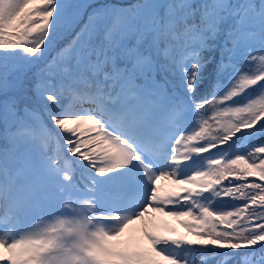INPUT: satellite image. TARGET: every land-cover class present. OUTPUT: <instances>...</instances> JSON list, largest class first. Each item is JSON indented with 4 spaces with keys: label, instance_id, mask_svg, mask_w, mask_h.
Returning <instances> with one entry per match:
<instances>
[{
    "label": "snow or ice",
    "instance_id": "1",
    "mask_svg": "<svg viewBox=\"0 0 264 264\" xmlns=\"http://www.w3.org/2000/svg\"><path fill=\"white\" fill-rule=\"evenodd\" d=\"M0 13V224L42 211L67 190L57 187L67 167L95 162L65 117L113 131L116 121L145 146L163 143L199 115L198 102L264 71V0H0ZM261 102L264 76L232 96L243 107ZM261 111L228 141L254 160L264 158ZM245 175L256 186L237 198L249 205L248 227L226 239L187 237L205 250L199 264H264V175ZM23 242L0 229V264H17Z\"/></svg>",
    "mask_w": 264,
    "mask_h": 264
},
{
    "label": "rangeland",
    "instance_id": "2",
    "mask_svg": "<svg viewBox=\"0 0 264 264\" xmlns=\"http://www.w3.org/2000/svg\"><path fill=\"white\" fill-rule=\"evenodd\" d=\"M31 15L30 12V18ZM85 120L95 123L97 127L101 123L90 118ZM98 129L104 137L98 139L104 147L108 148L100 154V157L104 159L101 168L107 171L103 175L99 171L96 172L92 178L95 184L107 190H127L135 183L150 190L155 195L154 198L159 200L158 203L147 206L139 204L133 210L131 209L129 217L125 215V209L120 204L114 205V201L101 197L97 192L87 190L82 196L84 201H80L70 192L69 187L64 185L67 190L61 189L63 195H59L58 200L53 198L42 211L27 217L13 215L10 221L0 224V229L7 232L12 239L24 241L18 245L17 264L57 263L51 251L58 250L60 243V246H71L70 243L77 236L73 228L72 237L67 241V234L63 231L64 223L74 215L83 217L85 226L81 234L93 247L103 249L112 246L113 242H117L116 237H120V224L124 223L126 226L123 227V231L128 229L131 234L130 247L137 249L140 247L136 241V229L139 226L153 228L156 231H160L163 227L171 229L174 226L173 221L165 219L170 218L173 213L163 204V196L170 197L168 192L175 184L177 190L185 189L188 195L200 193L206 188L205 184L208 182L206 173L220 158V154L209 155L206 152L211 146L214 147L213 137L209 134L200 132L192 138H184L181 131L172 138L169 133V137L164 139L167 141L164 147V142L159 141L148 144L158 149L156 152L159 154H154V157L160 161L156 171L160 175L159 180L167 179L161 183L160 188L156 189L153 187L154 182L146 175L151 170L143 160L146 158L154 162L148 158L146 152L152 155L155 151L139 149L137 153L133 146V137H127L125 133L116 129L113 131L112 128L98 127ZM130 154L134 155L130 158ZM126 160L129 163L124 165L123 162ZM192 161L196 162L193 165V173L189 170ZM113 165L120 167L114 168ZM182 171H186L187 176L180 177ZM178 178H181L180 182ZM115 212H118L119 216L112 217Z\"/></svg>",
    "mask_w": 264,
    "mask_h": 264
},
{
    "label": "trees",
    "instance_id": "3",
    "mask_svg": "<svg viewBox=\"0 0 264 264\" xmlns=\"http://www.w3.org/2000/svg\"><path fill=\"white\" fill-rule=\"evenodd\" d=\"M36 16L37 14L33 19ZM261 76H264V71L245 78L244 83L229 85L227 92L222 88L219 94L209 96L207 101L198 102L201 104L199 109L200 124L198 125L194 119L189 118L184 125L187 134H193L197 129H208L216 136V141L223 145V149H234V153L224 156L222 158L223 166H218L211 171L209 177L213 186L206 196L203 195V202L189 206L194 220L202 215H207L209 224H201L195 231L189 232L173 245L172 251H168L166 248L164 251H168L167 253H160L166 259L158 260V264H199V258L205 250L191 244L187 237L226 239L241 234L243 228L248 227L246 221L250 215H245V213L248 212L249 205L243 204L242 199L237 198L247 197L249 192L255 190V184L247 181L245 174L249 171H259L261 175H264V158L249 159L245 155L248 151L247 148L238 144L229 145L228 141L240 127L247 125L254 109H264V102L252 107H243L232 103L233 95H237L246 85ZM204 91H211V84ZM261 115H264V111H261ZM65 119L76 120L75 128L78 137L80 140L84 139V134L81 133L86 128L82 123V117L69 116ZM255 202H258V196L249 201V204ZM238 224L241 225L240 228L236 227Z\"/></svg>",
    "mask_w": 264,
    "mask_h": 264
}]
</instances>
